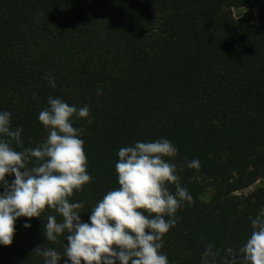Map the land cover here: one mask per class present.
I'll use <instances>...</instances> for the list:
<instances>
[{
  "label": "trees",
  "instance_id": "obj_1",
  "mask_svg": "<svg viewBox=\"0 0 264 264\" xmlns=\"http://www.w3.org/2000/svg\"><path fill=\"white\" fill-rule=\"evenodd\" d=\"M249 2L0 0V111L22 129V148L46 138L37 115L50 96L89 107L90 123L73 122L91 177L70 198L83 202V221L118 187V150L165 138L193 197L163 236L169 264H200L205 245L225 256L246 241L264 206V5L254 13ZM192 159L198 169L185 167ZM50 214L18 218L0 264H43L38 245L62 254L63 236L43 238Z\"/></svg>",
  "mask_w": 264,
  "mask_h": 264
},
{
  "label": "clouds",
  "instance_id": "obj_2",
  "mask_svg": "<svg viewBox=\"0 0 264 264\" xmlns=\"http://www.w3.org/2000/svg\"><path fill=\"white\" fill-rule=\"evenodd\" d=\"M44 79L50 88L56 87L51 75ZM89 116L88 105L77 108L50 96L37 115L46 138L22 148V129H13L11 113L0 111V246L12 243L18 218H39L47 207L55 215H48L43 224L44 240L57 242L63 236L67 243L62 254L36 246L32 253L43 264H59L62 257L65 264H169L161 251L163 236L175 227L177 210L193 201L179 182L176 164L169 162L177 154L176 146L159 138L120 148L114 166L118 187L91 207L85 222L80 217L83 202L70 198L91 182L84 141L73 126L76 119L90 123ZM185 167L198 169L199 160H186ZM30 226L22 224L25 229ZM250 228L246 241L235 251L226 248L225 256L212 244L205 245L200 264H264V206L250 219Z\"/></svg>",
  "mask_w": 264,
  "mask_h": 264
},
{
  "label": "rangeland",
  "instance_id": "obj_3",
  "mask_svg": "<svg viewBox=\"0 0 264 264\" xmlns=\"http://www.w3.org/2000/svg\"><path fill=\"white\" fill-rule=\"evenodd\" d=\"M264 5V0H250L249 4H247L246 8H250L254 11V13L257 12V10ZM235 12V11H234ZM239 12H235V14H238ZM254 186H250L247 189H244L243 192H247L251 189H253Z\"/></svg>",
  "mask_w": 264,
  "mask_h": 264
}]
</instances>
